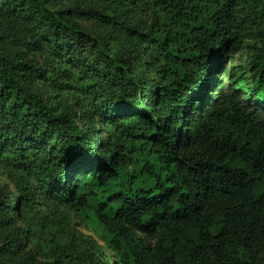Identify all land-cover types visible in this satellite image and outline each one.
Segmentation results:
<instances>
[{
  "label": "trees",
  "instance_id": "1",
  "mask_svg": "<svg viewBox=\"0 0 264 264\" xmlns=\"http://www.w3.org/2000/svg\"><path fill=\"white\" fill-rule=\"evenodd\" d=\"M50 3L0 0L59 62L43 77L53 103L32 85L37 65L0 47V158L36 182L12 175L11 207L68 208L102 243L99 264H264V51L249 62L252 90L235 71L207 82L216 56L264 23V0H124L136 22L80 11L125 48L131 35L147 51L136 61ZM12 218L0 204V226Z\"/></svg>",
  "mask_w": 264,
  "mask_h": 264
},
{
  "label": "rangeland",
  "instance_id": "2",
  "mask_svg": "<svg viewBox=\"0 0 264 264\" xmlns=\"http://www.w3.org/2000/svg\"><path fill=\"white\" fill-rule=\"evenodd\" d=\"M123 2L124 0H51L50 7L68 11L72 21L81 24L93 35H111L109 47L112 53L123 54L127 49L128 57L136 61L147 51L137 45L131 35L126 32L123 34L125 48L118 40L115 27L88 22L80 16L81 10L95 8L108 15L121 13L130 21L136 22L137 15L133 12V5L125 7ZM0 47L8 54L20 51L26 60L37 65L39 71L33 75L32 85L54 103L56 92L43 81V77L45 79L52 76V70L59 65L52 53L53 44L50 40L35 26L0 16ZM258 48L264 51V23L252 28L239 52L233 55L221 52L216 56L212 75L207 82L213 81L216 74L219 82L229 85L230 75L235 71L237 79L252 90L249 62ZM147 66L149 77L159 81L151 60H147ZM101 139H105V136ZM12 175L36 183L10 160L0 158V204L8 207L13 215L11 223H2L0 226V264H53L55 258L58 260L56 264H99L104 257V254L100 256L98 252L102 243L95 233L72 220V212L68 208L59 204L45 206L41 202L32 207H21L20 211L11 207L19 198V193L10 180ZM35 197L37 198V194ZM16 231L25 233L22 235L21 245L11 244Z\"/></svg>",
  "mask_w": 264,
  "mask_h": 264
}]
</instances>
